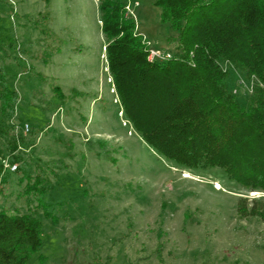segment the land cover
I'll use <instances>...</instances> for the list:
<instances>
[{"label":"rangeland","instance_id":"obj_1","mask_svg":"<svg viewBox=\"0 0 264 264\" xmlns=\"http://www.w3.org/2000/svg\"><path fill=\"white\" fill-rule=\"evenodd\" d=\"M155 1L129 0L131 15L150 48L168 51L172 31ZM7 37L18 50L0 45V64L20 128H30L23 156L52 183L42 197L50 218L38 214L41 247L24 264H264V224L237 213L239 198L264 195L220 168L177 169L121 114L98 0H0ZM23 179L15 172L0 193L10 212L25 209Z\"/></svg>","mask_w":264,"mask_h":264},{"label":"trees","instance_id":"obj_2","mask_svg":"<svg viewBox=\"0 0 264 264\" xmlns=\"http://www.w3.org/2000/svg\"><path fill=\"white\" fill-rule=\"evenodd\" d=\"M127 2L98 0L107 71L123 117L177 169L220 168L242 189L264 195V0H156L161 23L172 31L166 39L172 58L152 62ZM5 40L1 47L18 50L16 39ZM235 77H253L252 92L233 94ZM17 102L0 64V193L21 173L25 206L10 212L0 204V264H24L37 252L38 214L51 215L42 200L51 178L23 156L29 143ZM237 213L264 224V198H239Z\"/></svg>","mask_w":264,"mask_h":264},{"label":"built area","instance_id":"obj_3","mask_svg":"<svg viewBox=\"0 0 264 264\" xmlns=\"http://www.w3.org/2000/svg\"><path fill=\"white\" fill-rule=\"evenodd\" d=\"M127 5H126V12L129 16L131 15V9H130V3L129 0H127ZM135 5H137V3H135ZM133 17V16H132ZM142 41L145 43V45L147 46V60L149 62L152 61H167L169 59L172 58V54L168 51H157L154 50L152 48L149 47V45L147 44V42L144 40V38L142 37ZM191 55V54H190ZM227 64L224 65V70L227 69ZM252 81L247 82L246 80L242 79V78H238L237 81V86L233 89V94H238L239 90H242V93H251L252 92ZM23 134L26 135V133L29 131V127L28 125H24L23 127ZM5 167H9L8 164L5 163ZM16 166L12 165L10 166V170H15Z\"/></svg>","mask_w":264,"mask_h":264}]
</instances>
